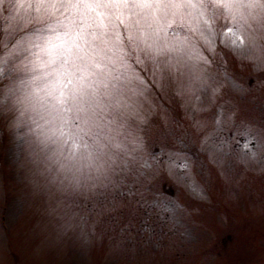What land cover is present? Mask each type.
I'll list each match as a JSON object with an SVG mask.
<instances>
[{
    "label": "rangeland",
    "instance_id": "374dc122",
    "mask_svg": "<svg viewBox=\"0 0 264 264\" xmlns=\"http://www.w3.org/2000/svg\"><path fill=\"white\" fill-rule=\"evenodd\" d=\"M4 11L32 30L0 79V264H264V148L255 159L229 154L235 140L223 154L212 151L234 123L264 145V28L251 5L100 9L101 26L136 36L139 48L122 55L155 90L142 78L124 82L129 106L114 116L115 141L74 177L42 90L61 51L53 45L71 36L55 16ZM217 111L223 132L213 124ZM172 156L190 162L189 183L157 163ZM153 198L173 206L171 217L147 210Z\"/></svg>",
    "mask_w": 264,
    "mask_h": 264
},
{
    "label": "snow or ice",
    "instance_id": "6c2138e0",
    "mask_svg": "<svg viewBox=\"0 0 264 264\" xmlns=\"http://www.w3.org/2000/svg\"><path fill=\"white\" fill-rule=\"evenodd\" d=\"M173 2L179 0H0V79L9 74L6 67L11 63L10 57L26 50L25 37L32 30L22 27L23 20L8 17L5 8L12 5L26 8L29 19L33 18L31 14L55 16L59 26L66 30L65 35L71 36L70 41L53 45L61 51L49 62L51 68L45 73L47 79L42 90L45 92L43 103L54 121L53 134L57 136L66 161L64 166L73 177L85 166L83 161L92 164L102 154L99 150L106 146L105 142L115 141L113 132L118 125L114 116L129 106L122 92L124 82L142 78L143 83L153 87L142 73L136 77L140 69L122 55L129 45L139 48L136 36L125 37L121 29L117 37L107 23L101 26L97 16L102 20L104 13L100 9L119 5L134 7L138 3L167 6ZM243 3L252 6V15L264 28V0H243ZM84 9H91L90 14L87 11L81 14ZM71 10H75V16L70 14ZM143 43L147 44V41ZM231 87L235 90L238 82L232 80ZM222 116V112L217 111L213 117L216 130L221 132L224 129ZM200 138L207 144L205 134L201 133ZM230 140L236 142L230 145L229 154L242 153L255 159L257 148H264V145H258L256 133L250 131V126L241 128L238 134L234 123L227 139L213 141L212 151L223 154ZM115 146L118 147V143ZM157 163L173 169L178 180L189 183V161L172 156L161 158ZM145 167L150 168L151 164H145ZM172 208L167 202L153 198L147 210L171 217Z\"/></svg>",
    "mask_w": 264,
    "mask_h": 264
}]
</instances>
